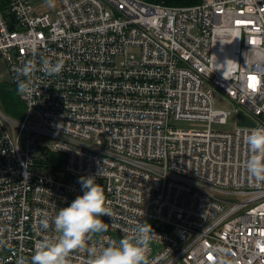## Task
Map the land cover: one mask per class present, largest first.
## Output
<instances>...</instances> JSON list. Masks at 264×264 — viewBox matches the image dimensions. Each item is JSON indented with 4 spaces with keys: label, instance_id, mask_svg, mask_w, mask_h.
I'll return each mask as SVG.
<instances>
[{
    "label": "built area",
    "instance_id": "built-area-1",
    "mask_svg": "<svg viewBox=\"0 0 264 264\" xmlns=\"http://www.w3.org/2000/svg\"><path fill=\"white\" fill-rule=\"evenodd\" d=\"M53 11L0 0L7 81L35 88L18 93L21 119L0 107V264H29L37 243L58 236L50 218L88 176L111 213L89 247L149 223L145 264H264V182L244 167V137L264 127V84L247 86L264 77V0H57ZM226 58L238 65L224 78L213 61ZM28 61L36 70L23 77ZM216 90L235 105L232 128ZM50 154L64 157L59 171ZM91 258L74 250L67 264Z\"/></svg>",
    "mask_w": 264,
    "mask_h": 264
},
{
    "label": "clouds",
    "instance_id": "clouds-1",
    "mask_svg": "<svg viewBox=\"0 0 264 264\" xmlns=\"http://www.w3.org/2000/svg\"><path fill=\"white\" fill-rule=\"evenodd\" d=\"M215 61V60H214ZM213 68H224L223 77L231 69H236L238 63L232 59H225L223 64L214 63ZM231 62V64H229ZM45 63L46 71L51 74L59 73L62 64ZM36 70L32 61L24 64L19 72L23 77H28ZM264 84V77L259 73L247 77V86L250 89H258ZM16 89L23 97L31 96L34 91L33 81L30 79H18ZM249 156L244 161V167L249 176L257 181L264 182V127H257L244 137ZM80 184L82 194L77 195L67 206L58 208L51 223L56 232L55 237H45L35 246L30 257L29 264H67L68 257L74 250L91 253L89 264H145V253L155 234L152 226L137 224L133 229V235L121 238L118 244L109 241L101 243L99 247H89L88 240L93 235L107 231L108 223L102 219V215L110 216V209L105 206L103 189L94 183L92 176L81 177ZM43 228L49 227V218L41 221ZM17 264H24L23 260Z\"/></svg>",
    "mask_w": 264,
    "mask_h": 264
},
{
    "label": "trees",
    "instance_id": "trees-1",
    "mask_svg": "<svg viewBox=\"0 0 264 264\" xmlns=\"http://www.w3.org/2000/svg\"><path fill=\"white\" fill-rule=\"evenodd\" d=\"M148 3L163 4L171 7H185L193 6L200 2V0H144ZM4 9V5L1 6ZM0 107L3 112L13 118L21 119L24 114V105L19 99L17 89L9 81L0 83ZM61 154H50L49 162H51V170L53 172L59 171L60 164L63 162Z\"/></svg>",
    "mask_w": 264,
    "mask_h": 264
},
{
    "label": "rangeland",
    "instance_id": "rangeland-1",
    "mask_svg": "<svg viewBox=\"0 0 264 264\" xmlns=\"http://www.w3.org/2000/svg\"><path fill=\"white\" fill-rule=\"evenodd\" d=\"M37 6L38 10L40 12H46L49 14V17L51 20H54L55 15L53 8L57 4V0H33ZM7 79V73H6V67L2 60H0V83L6 82ZM214 108L217 110H224L229 112V116L227 118L226 126L227 128H232L237 123V116L234 113L235 105L233 102H231L222 92L216 90L214 94ZM194 125H190V127H193ZM242 197H237L235 199L236 202L241 201Z\"/></svg>",
    "mask_w": 264,
    "mask_h": 264
},
{
    "label": "water",
    "instance_id": "water-1",
    "mask_svg": "<svg viewBox=\"0 0 264 264\" xmlns=\"http://www.w3.org/2000/svg\"><path fill=\"white\" fill-rule=\"evenodd\" d=\"M243 117V121L242 124H246V125H252V123L242 114H240Z\"/></svg>",
    "mask_w": 264,
    "mask_h": 264
}]
</instances>
